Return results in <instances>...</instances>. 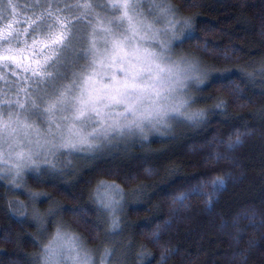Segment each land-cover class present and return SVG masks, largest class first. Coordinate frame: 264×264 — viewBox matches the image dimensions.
Returning <instances> with one entry per match:
<instances>
[{
	"label": "snow or ice",
	"instance_id": "1",
	"mask_svg": "<svg viewBox=\"0 0 264 264\" xmlns=\"http://www.w3.org/2000/svg\"><path fill=\"white\" fill-rule=\"evenodd\" d=\"M22 11L28 13L23 21ZM194 19L181 17L170 0H31L23 9L16 0H0V180L21 189L26 171L67 174L75 159H95L121 144L146 141L149 132L167 135L178 125L205 126L209 109L193 108L190 84L198 91L216 83L234 94L240 89L229 76L213 78V69L196 54L207 49V41L195 51L184 49L197 39ZM244 75L264 79V66ZM215 108L225 109L226 102ZM248 134L229 133L218 141L226 151L209 159L230 160ZM225 185L224 177L206 173L170 197V218L149 232L151 242L163 248L159 264L176 251L160 245L171 217L190 207L191 197L202 198L210 212ZM27 195L28 203L12 201L10 207L18 206L36 225L40 250L34 264H127L133 245L117 240L124 232L118 186L101 182L91 196L92 227L104 226V245L94 249L63 220L65 212L83 219L86 210L51 202L42 214L35 203L48 193ZM49 217L56 218L54 233L42 243ZM146 255L137 253L141 264Z\"/></svg>",
	"mask_w": 264,
	"mask_h": 264
},
{
	"label": "trees",
	"instance_id": "2",
	"mask_svg": "<svg viewBox=\"0 0 264 264\" xmlns=\"http://www.w3.org/2000/svg\"><path fill=\"white\" fill-rule=\"evenodd\" d=\"M16 2L23 9L31 0ZM170 3L181 17L195 18L197 39L185 43L184 49L195 51L194 46L207 41V49L196 54L213 69V78L229 76L239 85V92L223 90L218 83L201 85L198 91L193 83L189 91L195 100L193 108L209 109L205 126L178 125L167 135L148 133L146 141L121 144L95 159H75L67 174L37 176L26 171L21 189L14 190L8 180H0V264H34L32 258L40 250L34 240L36 225L20 215L18 206L10 207L12 201L28 203L29 191L48 193L35 203L42 214L51 202L86 210L83 219L65 212L63 220L86 239L89 248L103 247L104 226L92 227L96 206L91 199L101 182L115 184L123 194L119 214L124 232L117 240L132 241L127 264H141L140 251L150 254L144 264H159L163 248L151 242L150 230L170 218L174 207L170 197L206 173L224 177L225 188L210 212L202 198L191 197L190 207L171 217L170 228L160 236V245L176 250L167 256L166 264H264V79L257 75L249 80L244 75L264 66V0ZM27 14L21 12V21ZM221 100L226 108H215ZM236 131L249 134L229 153L230 160L209 159L217 151H226L218 141ZM55 220L49 217L42 243L54 233Z\"/></svg>",
	"mask_w": 264,
	"mask_h": 264
},
{
	"label": "rangeland",
	"instance_id": "3",
	"mask_svg": "<svg viewBox=\"0 0 264 264\" xmlns=\"http://www.w3.org/2000/svg\"><path fill=\"white\" fill-rule=\"evenodd\" d=\"M146 6H147V5H146ZM178 54H179V53H178ZM191 87H192V84H190V86H189V91H190ZM153 132H155V131H152V132H149V133H153Z\"/></svg>",
	"mask_w": 264,
	"mask_h": 264
}]
</instances>
